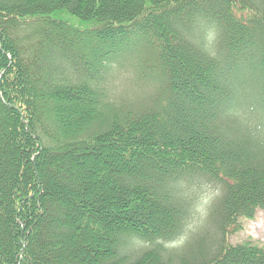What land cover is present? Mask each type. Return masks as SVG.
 <instances>
[{
  "label": "trees",
  "instance_id": "obj_1",
  "mask_svg": "<svg viewBox=\"0 0 264 264\" xmlns=\"http://www.w3.org/2000/svg\"><path fill=\"white\" fill-rule=\"evenodd\" d=\"M261 209L264 0H0V264H264Z\"/></svg>",
  "mask_w": 264,
  "mask_h": 264
},
{
  "label": "rangeland",
  "instance_id": "obj_2",
  "mask_svg": "<svg viewBox=\"0 0 264 264\" xmlns=\"http://www.w3.org/2000/svg\"><path fill=\"white\" fill-rule=\"evenodd\" d=\"M134 77L129 69H122L113 75L109 88L114 100L131 102L144 96V89L140 88ZM215 194L216 191L212 186H206L198 196L195 218L189 223L188 234L190 232L197 233L199 229L209 236L213 233V227L207 219V210ZM187 238V235H183L171 244L172 247L183 246ZM229 240L233 244L249 242L264 247V209L258 210L252 218L243 219L241 228L236 233L231 234Z\"/></svg>",
  "mask_w": 264,
  "mask_h": 264
}]
</instances>
